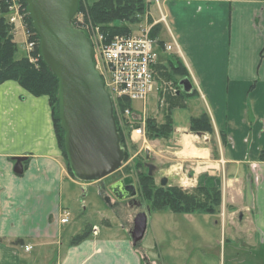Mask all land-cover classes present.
<instances>
[{"label":"crops","instance_id":"obj_1","mask_svg":"<svg viewBox=\"0 0 264 264\" xmlns=\"http://www.w3.org/2000/svg\"><path fill=\"white\" fill-rule=\"evenodd\" d=\"M146 2V24L157 28L155 38L163 43L158 64L161 57L180 58L193 83V94L174 112L171 144L153 154L172 185L197 187L206 175L221 190L216 213H173L198 227L201 238L202 223L217 217L230 238L238 234L242 245L264 254V0ZM204 113L213 130L193 132L191 120ZM87 185L68 169L48 95L35 96L15 80L0 84V264L153 262L117 218L76 241L86 231L67 228L70 218L61 219L71 192Z\"/></svg>","mask_w":264,"mask_h":264},{"label":"rangeland","instance_id":"obj_2","mask_svg":"<svg viewBox=\"0 0 264 264\" xmlns=\"http://www.w3.org/2000/svg\"><path fill=\"white\" fill-rule=\"evenodd\" d=\"M96 1L79 0V8L81 7V9L79 10L78 8L73 22L77 24V19L81 15L84 27L87 28L86 23L97 26L90 20L88 10ZM145 6V10L137 15L138 22L125 24L129 25L133 32H139L140 29L145 28H150L151 31L153 29V27L146 24V14L148 11L146 3ZM12 30L14 33V29ZM14 40L17 45V59L25 56L29 58V56L34 55V51L28 52L24 45L27 38L24 36L23 30L14 33ZM160 50L158 48L159 53ZM169 59H171L170 62L162 57L160 59L159 69L156 74V91L146 102L133 101L132 106L129 107L132 109L131 116L118 117L117 126L123 135V144L121 146L125 149L126 153L122 167L98 181L80 180L88 185L77 186V190L71 192L68 201L65 203L69 205L70 213V223L67 225V228L77 230L76 232L79 233L86 231L88 235L91 229L94 232L99 231V226L104 229L105 224H110L112 220L117 218L131 237L134 217L138 212L143 211L149 214L148 228L144 239L138 242L136 247L141 252H144L145 248H147V255L153 261L150 264H234L231 257L245 259L246 264H261L264 262V254L257 252L252 246L250 247L249 243H243L242 245L243 241H240L238 234H236L237 238H230L229 233H225V228L222 227L224 223L221 219L214 217L208 223H202L207 228L204 231L205 238H201L202 232H199L200 229L198 227H195L193 224L191 225L188 220L179 214L170 211L161 212V210H153L152 202L144 196L141 173H148V163L154 165L153 177L157 186L161 185L162 177H168L153 153H162L166 149V146L171 144L170 137L172 135L169 137L151 136L148 129L149 118H153L158 124H163L167 119V115L172 112L174 120V112L177 108L183 106V101L186 99L185 95L177 98V85L171 81H167L161 75V67H168L170 69L172 66H177L180 62L174 56ZM140 126L145 127V134L139 136L134 133L133 135L134 129ZM174 131L175 127L172 133ZM147 150L151 154L149 159L147 158ZM128 175H132L134 178L137 195L135 199L119 201L110 192L109 186ZM168 179L166 186L172 185L169 177ZM195 187L183 189L188 192H195ZM106 196L110 197L112 204L106 201ZM131 201L135 202L131 203ZM104 213L106 216H104ZM174 219H178L177 223L174 222ZM117 220H115L116 223H118ZM118 225L115 224V228H118ZM165 226L169 228L167 231L170 232L167 233L165 230L166 239L160 243V232L165 229ZM238 226V223L232 224V228L235 231L238 229ZM202 239H205L204 243L207 242L212 245H209V247L204 246ZM231 247H241L242 249L236 251L237 253L240 252L239 254H233L230 253ZM147 263L145 262V264Z\"/></svg>","mask_w":264,"mask_h":264},{"label":"water","instance_id":"obj_3","mask_svg":"<svg viewBox=\"0 0 264 264\" xmlns=\"http://www.w3.org/2000/svg\"><path fill=\"white\" fill-rule=\"evenodd\" d=\"M25 1L40 37L41 56L59 80L61 127L71 170L80 180H101L122 167L126 153L121 146L113 100L96 69L90 38L73 24L79 0ZM179 84L184 92L193 90L189 78L181 79ZM147 166L153 175L154 165ZM167 184L168 177H162L161 185ZM109 190L119 201L132 200L137 195L132 175L114 182ZM106 201L112 204L109 196ZM147 228L148 213L138 212L131 231L134 245L144 239Z\"/></svg>","mask_w":264,"mask_h":264},{"label":"trees","instance_id":"obj_4","mask_svg":"<svg viewBox=\"0 0 264 264\" xmlns=\"http://www.w3.org/2000/svg\"><path fill=\"white\" fill-rule=\"evenodd\" d=\"M145 3L148 6L146 0H97L88 9L90 20L98 25L109 37L118 34L130 35L133 33V30L129 25L125 24L139 21L137 15L145 10ZM24 4L27 6L25 0ZM7 13L8 9L3 3L2 14L0 15V84L8 80H15L35 96L48 95L58 142L67 161L68 169L72 176L75 177L65 150V131L61 127L58 95L59 80L41 56L40 37L33 27L29 14L25 20L26 27L30 33V38L37 43L34 55H37L39 59L37 62H32L26 56L16 58L17 45L14 40L12 25L7 19ZM85 21L88 22L87 20ZM156 31V27L152 29L150 32L151 37L155 38ZM160 45L162 46L163 43L160 42ZM176 59L180 61L177 66H172L170 69L168 67H161L160 72L167 81H171L177 85L176 97L180 98L182 95L186 96L192 92L182 91V93L178 94V91L181 90L180 80L188 78L189 73L183 61L180 58ZM170 61L171 59H168V62ZM159 65L156 66L157 71ZM131 106L132 104L129 100H119L118 105L114 109L117 124L118 112L124 111L125 108ZM117 128L121 136V144H123V135L118 126ZM148 129L151 136L169 137L174 130L172 112L167 115V119L163 124H158L153 118H149ZM190 129L193 132H211L213 130L212 122L208 114L204 113L200 117L193 118L190 123ZM262 159H264V153H262ZM141 181L144 196L152 202L153 210H170L175 213L204 212L213 214L217 212L221 204V190L218 187V181L208 178L206 175L201 176L195 192H188L175 185L157 186L153 175L149 174V168L148 173H141ZM86 236L87 232L78 235L76 241H80Z\"/></svg>","mask_w":264,"mask_h":264},{"label":"built area","instance_id":"obj_5","mask_svg":"<svg viewBox=\"0 0 264 264\" xmlns=\"http://www.w3.org/2000/svg\"><path fill=\"white\" fill-rule=\"evenodd\" d=\"M3 3L8 9L7 19L14 33L23 30L27 38L24 44L26 49L28 52L34 51L37 43L30 38L25 22L29 14L28 6L24 4V0H0V15ZM77 20L78 23L73 22V24L85 30L90 38L96 69L104 79L105 88L113 100L114 109L121 99H127L131 104L133 101L146 102L157 89L156 66L159 63L160 44L156 38L151 37V29L145 28L130 35L118 34L109 37L98 25L86 23V28L80 16ZM165 48L171 50L172 45H165ZM29 58L32 62H37L39 59L37 55H31ZM131 115L132 109L129 107L118 112L121 118ZM134 133L139 136L144 135L145 127H136L133 135ZM69 217V211H64L61 221L66 223ZM26 250H30V246H26Z\"/></svg>","mask_w":264,"mask_h":264},{"label":"flooded vegetation","instance_id":"obj_6","mask_svg":"<svg viewBox=\"0 0 264 264\" xmlns=\"http://www.w3.org/2000/svg\"><path fill=\"white\" fill-rule=\"evenodd\" d=\"M135 201H131V203H134Z\"/></svg>","mask_w":264,"mask_h":264}]
</instances>
